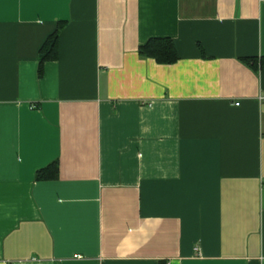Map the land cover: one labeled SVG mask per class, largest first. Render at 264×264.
<instances>
[{
	"label": "crops",
	"instance_id": "obj_1",
	"mask_svg": "<svg viewBox=\"0 0 264 264\" xmlns=\"http://www.w3.org/2000/svg\"><path fill=\"white\" fill-rule=\"evenodd\" d=\"M0 264H264V0H0Z\"/></svg>",
	"mask_w": 264,
	"mask_h": 264
},
{
	"label": "trees",
	"instance_id": "obj_2",
	"mask_svg": "<svg viewBox=\"0 0 264 264\" xmlns=\"http://www.w3.org/2000/svg\"><path fill=\"white\" fill-rule=\"evenodd\" d=\"M61 28V25L57 26L54 32L47 37L39 50L38 68L40 71V65L43 60L54 57L56 49L57 35ZM137 54L141 58H152L157 63L169 64L177 59V54L173 43L170 38L167 37H151L147 39L143 44L137 47ZM48 175L39 170L36 173V178H46Z\"/></svg>",
	"mask_w": 264,
	"mask_h": 264
},
{
	"label": "built area",
	"instance_id": "obj_3",
	"mask_svg": "<svg viewBox=\"0 0 264 264\" xmlns=\"http://www.w3.org/2000/svg\"><path fill=\"white\" fill-rule=\"evenodd\" d=\"M237 104H238L237 102L234 103V105H237Z\"/></svg>",
	"mask_w": 264,
	"mask_h": 264
}]
</instances>
